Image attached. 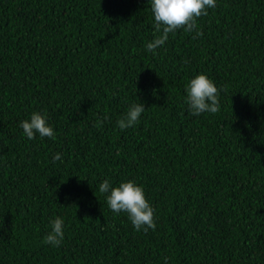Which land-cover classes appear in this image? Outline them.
<instances>
[{
  "label": "trees",
  "instance_id": "obj_1",
  "mask_svg": "<svg viewBox=\"0 0 264 264\" xmlns=\"http://www.w3.org/2000/svg\"><path fill=\"white\" fill-rule=\"evenodd\" d=\"M207 12L154 55L149 0H0V264H264V0ZM199 74L215 114L185 103ZM34 112L54 138L24 135ZM105 179L142 186L156 229L111 211Z\"/></svg>",
  "mask_w": 264,
  "mask_h": 264
},
{
  "label": "clouds",
  "instance_id": "obj_2",
  "mask_svg": "<svg viewBox=\"0 0 264 264\" xmlns=\"http://www.w3.org/2000/svg\"><path fill=\"white\" fill-rule=\"evenodd\" d=\"M154 17L155 38L146 44L149 52L156 54V49L162 46L169 38L182 29L185 32L196 31L197 36H203L202 31H197V20L208 14L207 9L216 7V0H149ZM195 38V37H194ZM187 62V61H186ZM188 104L192 115L199 116L204 112L217 113L220 109L219 89L205 74H199L191 79L186 86ZM145 111L142 103L132 104L127 112L117 121L118 127L123 130L134 126ZM102 121L97 123L101 126ZM28 139H34L37 134L41 138H54L55 133L47 123V115L34 112L30 120H23L19 125ZM61 154L56 153L54 160H60ZM101 193H109L107 203L114 213L125 212L136 231L149 229L155 230L154 208L147 200L144 189L134 181L122 182L117 187H112L109 180L105 179L99 185ZM51 231L45 237V243L59 247L64 239V221L55 217L50 221Z\"/></svg>",
  "mask_w": 264,
  "mask_h": 264
}]
</instances>
